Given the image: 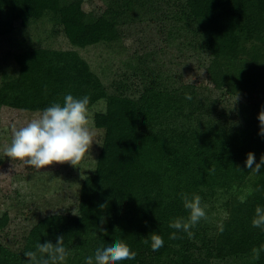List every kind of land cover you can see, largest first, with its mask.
I'll list each match as a JSON object with an SVG mask.
<instances>
[{
    "label": "trees",
    "instance_id": "1",
    "mask_svg": "<svg viewBox=\"0 0 264 264\" xmlns=\"http://www.w3.org/2000/svg\"><path fill=\"white\" fill-rule=\"evenodd\" d=\"M170 1L178 8L162 18L169 24L167 36L189 34L187 44L205 53L209 83L203 87L174 84L170 74L147 63L151 52L135 54L134 66L126 63L141 78L136 97L123 94V80L109 92L76 49L33 46L13 53L17 71L0 77V108L43 111L62 104L67 94L88 95V108L105 99L106 107L93 116L104 135L94 170L80 183L78 212L39 218L20 249L0 243V264H27L24 252L34 251L37 243L55 244L57 236L71 251L66 264H84L98 247L116 240L137 253L118 264H264V252L252 259V249L264 245V230L251 223L255 208H264V165L256 176L245 167L247 153L256 163L264 155L257 119L264 109V0ZM82 2L0 0V36L48 13L74 47L113 44L135 14L153 17L160 0H109L92 19ZM236 93L227 116L219 105ZM248 186L259 191L240 203ZM182 193L198 194L209 205V220L192 229L191 239L169 227L189 215ZM217 206L228 214L221 220L222 233L211 214ZM8 219L7 212L0 213V229ZM172 232L182 238L170 240ZM153 233L164 240L156 252L150 247Z\"/></svg>",
    "mask_w": 264,
    "mask_h": 264
},
{
    "label": "rangeland",
    "instance_id": "2",
    "mask_svg": "<svg viewBox=\"0 0 264 264\" xmlns=\"http://www.w3.org/2000/svg\"><path fill=\"white\" fill-rule=\"evenodd\" d=\"M109 0H83L81 8L89 13V19L99 15ZM178 5V4H177ZM153 18L144 12L135 14L123 27V38L113 44L98 42L86 47H74L60 30V26L45 13L31 20L26 26H17L11 32L0 36V77H7L17 71L13 53L27 47H50L76 49L88 61L92 70L101 78L109 92H115L114 84L123 80V94L138 96L141 78L133 75L138 63L135 54L151 52L147 63L172 76L174 84L191 83L200 87L209 82L206 78L207 57L204 52L187 44V38L179 35L168 37L169 24L162 19L177 6L170 0H160ZM69 21L80 22L81 20ZM182 36V37H181ZM112 84V85H111ZM213 96H217L215 91ZM211 96V95H210ZM225 102V103H224ZM233 98L219 105L226 108L227 116L233 112ZM105 99H100L88 108L91 126L96 132L89 154L78 167L53 164L40 171L4 155V149L11 144L13 126L19 128L36 118L42 111H28L6 106L0 108V213L7 212L9 219L0 229V243L11 249H20L30 228L43 216L53 213L76 214L81 181L92 173L99 153L104 130L96 128L93 116L104 112ZM225 211L217 208L211 212L215 225L224 218Z\"/></svg>",
    "mask_w": 264,
    "mask_h": 264
},
{
    "label": "clouds",
    "instance_id": "3",
    "mask_svg": "<svg viewBox=\"0 0 264 264\" xmlns=\"http://www.w3.org/2000/svg\"><path fill=\"white\" fill-rule=\"evenodd\" d=\"M185 98L191 100L190 94H185ZM238 99V93L234 97V103ZM90 97L84 95L77 98L67 94L63 98V103L55 102L46 107L36 118L30 120L22 127L12 128L11 144L4 149V155L11 160L20 161L26 166H30L37 171L53 164H69L72 167H78L86 154H89L93 142H95L96 132L91 126L89 119ZM259 121V135L264 136V109L257 116ZM254 165V166H253ZM264 165V155H261L260 162H255V156L252 152L247 153L245 167L250 170V175L260 174V169ZM238 170H241L237 168ZM242 171V170H241ZM210 174L215 173V169H209ZM233 192L236 186L233 185ZM222 192V189H218ZM259 191V188L248 186L242 189V194L238 196L240 203L246 202L247 198ZM183 207L188 210L187 219L177 218L170 222L169 227L187 233L191 239L194 235L192 229L202 220H209L207 215L208 204L202 203L198 194H181ZM222 202V201H221ZM101 208L106 205H101ZM74 215V214H73ZM227 213L224 217L227 218ZM101 224L104 218H100ZM254 228L264 230V208L257 206L255 216L251 221ZM219 231H224V225L221 222L218 225ZM177 232L169 235L170 240L179 239ZM151 250L159 251L164 245L163 238L158 234H151ZM148 244L147 239L142 241ZM261 252H264V245L252 249V259L258 260ZM71 251L64 244V237L57 236L55 244L50 241L37 243L35 250L24 252L27 264H66ZM137 253L132 251L123 240H116L110 246L98 247L94 256L85 258L84 264H118L124 260H134Z\"/></svg>",
    "mask_w": 264,
    "mask_h": 264
}]
</instances>
